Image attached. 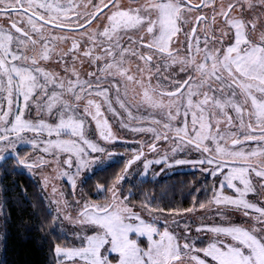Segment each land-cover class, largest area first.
<instances>
[{
	"label": "snow or ice",
	"instance_id": "obj_1",
	"mask_svg": "<svg viewBox=\"0 0 264 264\" xmlns=\"http://www.w3.org/2000/svg\"><path fill=\"white\" fill-rule=\"evenodd\" d=\"M53 58L59 71L46 66ZM85 62L92 70H83ZM105 106L123 127L142 122L131 130L151 139L136 142L110 186L96 185L110 194L103 202L50 201L53 222L63 216L95 229L73 232L78 245L56 243L55 264H264V0H0V159L11 152L28 170L55 164L74 194L82 172L107 166L105 153L120 155L114 149L122 138ZM141 111L147 114H133ZM22 144L32 151L21 153ZM189 152L197 158H185ZM139 163L145 174L153 165L199 168L213 180L204 189L211 195L167 209L173 219L161 230L155 221L163 209L155 215L146 200L153 217L146 221L129 206L132 193L121 194L124 174ZM197 207H214L222 218L238 210L249 222L201 223L197 232L218 238L197 247L191 221L181 226ZM132 233L146 236L147 247Z\"/></svg>",
	"mask_w": 264,
	"mask_h": 264
},
{
	"label": "trees",
	"instance_id": "obj_2",
	"mask_svg": "<svg viewBox=\"0 0 264 264\" xmlns=\"http://www.w3.org/2000/svg\"><path fill=\"white\" fill-rule=\"evenodd\" d=\"M19 151L28 152L29 148L22 147ZM124 161L120 158L88 176L82 185L85 196L97 200L100 195L96 185L110 186L114 175L123 168ZM0 183L5 230L1 263L55 264L53 246L56 243L68 246L70 240L53 222L55 215L37 181L16 165L14 158H7L0 163ZM212 183L210 176L196 170L178 171L160 178L135 176L132 180L125 179L121 194L128 196L129 192L132 193L130 205L136 210L148 211L147 200L153 212L159 215V209H163L165 214L162 216L166 217L169 208L191 207L194 196L197 204L206 200L211 192L204 189L210 188ZM160 228L163 229V223H160ZM139 243L147 247L148 242L140 238ZM115 258L111 256V259Z\"/></svg>",
	"mask_w": 264,
	"mask_h": 264
},
{
	"label": "rangeland",
	"instance_id": "obj_3",
	"mask_svg": "<svg viewBox=\"0 0 264 264\" xmlns=\"http://www.w3.org/2000/svg\"><path fill=\"white\" fill-rule=\"evenodd\" d=\"M79 2L83 5H87L89 3V0H79ZM130 2V0H121V3L127 5ZM199 0H194V3H198ZM217 3L222 2V0H216ZM133 6H135L133 4ZM210 13V10H209ZM219 23V21H216V23L214 24L215 26H211L208 28V31L210 32V34L212 33L213 29H215L216 25ZM93 28H96L97 25L93 24L92 25ZM182 28L184 29H188L189 26L187 24L183 25ZM102 30V28H101ZM72 35V34H69ZM180 39L183 40V33L179 34ZM61 47H64L65 49H67L68 47H70V41L68 42L67 45L61 44ZM183 54V53H182ZM69 66H71L72 61H71V57H69L68 60ZM136 63L137 61L135 59L131 60V67L133 68V70H135L136 67ZM47 67H49V70H53V71H59V69L56 67L55 64V58H53L52 62L47 63L46 65ZM76 66L79 68L81 67L79 61L76 62ZM83 70L84 71H90L92 70L91 68L88 67L87 62H85L83 64ZM173 71H177L178 72V67H174ZM63 74V73H61ZM167 73H165L166 75ZM147 76V74L145 73V77ZM178 78H183V77H178ZM156 81L153 80V84H155ZM123 91V89H121ZM112 95L114 96L115 94L112 93ZM118 112L121 113V116L124 118L123 119V123H128V118H127V114L124 113L120 108L119 105L114 104L113 105ZM33 113H35V109H33ZM136 116L139 115H146L147 113L144 111H141L139 113L134 112L133 113ZM105 115L107 116V118L109 119V123L111 124L113 131L118 133V135L122 138L121 141L119 142L118 146L116 147V149H114L115 152L120 153V155L117 156H112L109 157L108 153H105L103 157H101V159L107 161L109 159H111V161L107 164V166L117 160H120V158L127 160L129 158V154L131 149L133 148H137L139 147V145L136 143L137 141H149L151 139V134H145V133H136L134 131H132L131 129L137 126H142V122L140 121H136V123H129L128 127H123L122 123H121V116H114L113 113L108 112L106 110V106H105ZM44 118V117H41ZM50 122H55V121H50ZM166 122V121H165ZM88 131V135L90 138H95V136L93 135V133L95 132V125L94 122H90L87 128ZM124 140L129 141V143H125ZM22 147H26L29 148L28 152H31V148L27 145H20L19 149ZM163 147H167V146H163ZM109 151H113V149H109ZM11 153V152H9ZM185 158L188 159H196V155L194 152H189L186 154ZM46 159H53L50 156H47ZM105 166V167H107ZM22 170H24L28 176H31L35 181H37V183L40 186L41 191L43 192L47 204H49L50 206V210L52 211L53 215H56V205L53 203H50V201L56 200V199H60V200H67L70 202V206L71 202L73 200H77V199H90V200H94L91 198H88L85 196L84 191L82 190V185L85 182V180L87 179L88 176L92 175L94 172L98 171V169H103L101 167H97L95 168V166H93V168H95L93 171L90 170H85V172L81 173V176L77 178V185L75 188V193L73 194V188L71 186V184L67 181L66 178L64 177H60L57 175V166L55 164L48 166V167H43V168H37L34 170H28L24 167H21ZM164 169L163 171H160V169ZM189 170H196V171H200L199 168H193L191 165H181V166H176L173 168H168L165 165H153L147 172V174L144 173L143 170V165L142 163L136 164L134 166H132L129 171L127 173L124 174L125 179H130L132 180L133 177L137 176L141 179L144 178H160V177H167L168 175L174 174L178 171H189ZM201 172V171H200ZM205 175V174H204ZM48 176L50 177L49 181H48V185L47 187L44 186V177ZM125 179L123 181H121L119 187L121 189V186L123 184V182L125 181ZM218 183V181H217ZM55 184L58 192L56 196H53L51 193V186ZM226 191H229V193L231 194L230 190L226 189ZM100 197L97 200V202H103L106 198L110 197V194L105 192V191H101L99 192ZM249 200H252L254 202H261L260 201V197L256 194H249L248 196ZM130 207H132L131 205H129ZM61 207H63V204H61ZM134 211L139 212L142 216L143 219H145L146 221H152L153 217H150L148 214V211H138L135 208H133ZM155 215H158V213H155ZM64 216L68 215V213H64ZM160 215V214H159ZM162 218L159 221H155L157 222L158 226L160 227V223H163L164 220H169L171 221L173 218L171 216H162L160 215ZM75 218V217H74ZM191 221V227H192V237L194 239H196L198 241L197 243V247H203L206 246L209 242H211L213 239L218 238L216 236L215 233H211V232H197L196 228L199 224L201 223H209V224H220V223H225V222H232V223H238V224H246L248 223V219L247 217H245L243 215V213L241 211L238 210H231L229 209L227 212H225L223 214V218L220 215H217L215 213V208L213 207L210 210H204V209H199L197 208V210L193 213H191L189 216H182L181 217V226L183 225V223L185 221ZM3 221H4V217H3V206H2V194H1V183H0V264L2 261V257H3V248H4V233L5 230L3 228ZM55 225L59 227V229L62 231V233L64 235H67V237H69L70 240V244L68 246H73V245H78L79 241L75 240L73 238V232L76 231H86L87 234H91V230H95L94 226H89V229H82L81 226L77 223L74 224L71 220H67L64 219L63 216H61L60 218H58L55 221ZM164 227V224H163ZM170 230L171 228L175 227V225H172L170 223L169 225ZM163 230V229H162ZM131 238L135 239L138 243L139 246L144 247L143 245H141L139 243V239L141 238H145L147 240L146 236H137L135 233L131 234ZM222 238V237H220ZM148 242V241H147ZM148 245V243H147ZM116 256V259H118V254H112V256ZM111 258V257H110Z\"/></svg>",
	"mask_w": 264,
	"mask_h": 264
},
{
	"label": "water",
	"instance_id": "obj_4",
	"mask_svg": "<svg viewBox=\"0 0 264 264\" xmlns=\"http://www.w3.org/2000/svg\"><path fill=\"white\" fill-rule=\"evenodd\" d=\"M7 158H14L12 153H7L2 159H0V163L6 161Z\"/></svg>",
	"mask_w": 264,
	"mask_h": 264
},
{
	"label": "flooded vegetation",
	"instance_id": "obj_5",
	"mask_svg": "<svg viewBox=\"0 0 264 264\" xmlns=\"http://www.w3.org/2000/svg\"><path fill=\"white\" fill-rule=\"evenodd\" d=\"M211 26L213 27V26H215L214 24H211Z\"/></svg>",
	"mask_w": 264,
	"mask_h": 264
}]
</instances>
